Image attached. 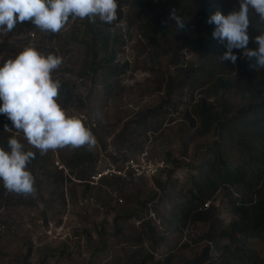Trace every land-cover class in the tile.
I'll list each match as a JSON object with an SVG mask.
<instances>
[{
    "label": "rangeland",
    "instance_id": "obj_1",
    "mask_svg": "<svg viewBox=\"0 0 264 264\" xmlns=\"http://www.w3.org/2000/svg\"><path fill=\"white\" fill-rule=\"evenodd\" d=\"M127 1L126 14H117V20L111 25L98 19L96 23L70 19L56 34L42 32L32 24L7 34L0 31V66L14 59L25 47L63 59L51 75L72 96L65 100V95L59 93L57 102L68 116L84 117V125L96 138L90 150L87 146L75 150L66 147L41 156L22 133L0 128V148L9 151L7 142L15 137L25 151L35 153L28 170L35 177L36 188L33 195H18L8 192L0 182V264H188L201 254L207 243L202 239L207 223H186L175 231L172 223L162 222L177 216L175 206L186 195L183 187L188 186L187 172L193 166L180 167L186 165V160L191 162L200 157L214 141L212 132L196 135L187 126L184 111L199 97H207L213 111H220L221 104L226 103L233 112L242 101L230 89L217 87L213 80L198 90L173 88L167 95L168 78L174 84L185 80L184 73L171 67L172 55H178L182 49V31L174 21H169L170 11H164L161 25L157 27L152 13L145 9L134 16L140 9L134 0ZM219 1L227 15L239 9L234 0ZM162 3L165 2L154 4ZM184 3L190 9L193 7L192 0ZM253 11L250 8L249 15ZM188 22L186 35L193 38L197 28L193 21ZM96 27L105 29L106 37L105 48L101 47L97 56L107 55L111 64L124 66L123 74L111 79L109 87L102 84L98 74L87 72L93 44L90 33ZM185 54L190 55L188 58L194 60V65L200 63L194 55ZM220 75L231 80L234 71L224 69ZM187 77L207 81L199 73H189ZM107 90L109 95L105 93ZM154 108L165 110L158 119L147 118L150 123L161 121L157 132H146L134 124L139 116ZM116 135H120L118 140L114 138ZM140 149L146 150L151 159H180L182 165L170 177L176 183L169 181L159 191L154 181L146 178H120L117 183L106 178L94 184L86 182L91 162L101 167L105 158L115 162ZM76 155L86 163L75 161ZM229 158L236 162L239 156L230 152ZM60 175L68 181L60 184ZM79 175L84 181L78 180ZM164 178L159 176L160 181ZM155 194L160 197L153 215L149 210L152 211L150 201ZM236 194L241 196L240 192ZM223 202L227 199L221 190L215 196L210 219L219 221L220 227L226 230L234 218ZM147 221L154 228L153 234L145 224ZM240 239L235 244L216 236V244L211 243L209 250L211 261L264 264V232L257 237ZM239 244L243 253L234 251Z\"/></svg>",
    "mask_w": 264,
    "mask_h": 264
},
{
    "label": "trees",
    "instance_id": "obj_2",
    "mask_svg": "<svg viewBox=\"0 0 264 264\" xmlns=\"http://www.w3.org/2000/svg\"><path fill=\"white\" fill-rule=\"evenodd\" d=\"M134 1L140 9L134 16L147 9L149 13L154 15L155 18L153 20L157 27L161 25L160 22L164 11H170L173 8H176L177 15L186 20L185 28L181 30L182 49L178 55L173 54L171 57V67L176 68L180 73H184L185 80L174 84L168 78L165 85L167 95L173 88L183 89L189 87L191 90H198L213 80L216 82L217 87L230 89L242 101L241 105L231 112L226 103L221 104L220 111H213L212 106L207 101V97L196 99L192 106L185 109L183 117L187 126L193 129L196 135L204 136L212 132L214 141L202 152L200 157L191 162L186 160V165L183 164L184 166H181L180 159L165 158L164 160L172 165V169L152 178L157 189L162 191L165 183L169 181H172V184L176 183V181L170 179L175 168L181 166L180 168L186 169V167L190 168L193 166V169L187 172V174L189 173L188 186L183 187L186 195L183 201L175 206L177 216L174 218L168 217L162 222L166 225L172 223L175 231L181 230L186 223H195L197 221L207 223V232L202 235V239L207 243L201 254L188 264H228L226 262L215 263L209 257L211 243L213 245L216 244L214 240L216 236H221L229 242L237 244L241 242V237H257L264 232V69L251 68L249 63L253 62L248 61L241 50L235 49L233 52L238 57L235 64L229 61L221 62L220 57L226 51V41L220 43L213 39L212 32L216 26L206 23V20L216 11L225 16L227 15V11L220 6L219 0H192L193 7L191 9L190 5H185L184 0ZM127 2V0H122L121 4H124L125 8L124 12L119 14H126ZM156 2L165 3L157 6V4H154ZM239 4L240 0H234L236 8H239ZM249 20L248 34L250 43L248 47L255 49L257 45L254 38L264 33V24L259 22V17L254 11L249 15ZM188 21H193L197 28V34L193 38L186 35ZM30 26V22L19 23L13 30H21V27L27 29ZM103 33H105V29L101 27H96L90 33L93 44L87 72L92 75L98 74L102 84L109 87L108 83L111 79L123 74L124 66L111 64L107 55L97 56V51L101 50V47L105 48L103 41L106 37ZM95 44H98L100 48H96ZM2 46H5L4 42ZM185 52L194 55V58L200 63L194 65V60L192 61L188 58L190 55H186ZM111 54L112 52L109 55ZM241 54L242 57L239 59ZM224 69H229V72L234 71V76L231 80L221 77L220 73ZM189 73L203 74L207 81H200L197 78L189 79L187 77ZM188 80L190 81L188 82ZM187 83L188 85H186ZM59 93L65 95V100L72 96L69 92L64 91L62 87H60ZM105 93L109 95L110 91L107 90ZM163 113H165V110L160 108L150 109L139 116V119L134 124L143 128L146 132H157L161 121L157 124L150 123L147 118L155 120ZM5 125L15 131L11 121L5 115L0 114V128L5 129ZM127 136H129V133ZM119 137L120 135H116L114 138L118 140ZM230 152L238 154L239 159L236 162L230 161ZM75 157V161L78 163H86L81 156L76 155ZM91 163V170L87 177L101 169L94 162ZM162 175L165 177L164 181L159 179V176ZM118 179L120 178L107 179V181L117 183L119 182ZM64 180L68 181L66 177L63 178L60 175L59 183H63ZM78 180L84 181V177L79 175ZM221 190L227 199V202L222 204L227 205L229 212L234 218L229 222L226 230L220 227L219 221L212 222L210 219L214 208L215 196ZM237 192L241 193L240 197L236 194ZM154 196L150 201L152 211L149 210V213L153 215L156 212L155 204L158 202L157 198L160 195L157 196L155 194ZM205 202H209L206 208L203 207ZM145 224L151 234H153L154 228L149 226L150 222L147 221ZM234 251L237 253L244 252L241 244L235 246ZM128 256L129 258L132 257V253L128 254Z\"/></svg>",
    "mask_w": 264,
    "mask_h": 264
},
{
    "label": "clouds",
    "instance_id": "obj_3",
    "mask_svg": "<svg viewBox=\"0 0 264 264\" xmlns=\"http://www.w3.org/2000/svg\"><path fill=\"white\" fill-rule=\"evenodd\" d=\"M250 8L264 24V0H240L238 10L226 16L216 11L206 23L216 26L213 39L226 41V51L220 57L222 63H236L235 49L253 62L249 63L251 68L264 69V33L254 38L255 49L248 47ZM117 10V0H0V31L7 34L18 23L30 22L42 32L56 34L70 19H87L90 23L98 19L111 25L120 13ZM168 19L175 22L179 31L185 28L186 20L177 15L176 8L170 10ZM62 63L59 56H45L34 47H25L0 66V114L41 156L66 147L75 150L87 146L90 150L96 144L91 130L79 118L68 116L57 102L61 85L51 74ZM5 130L11 131L7 125ZM7 143L9 151L0 148V182L8 192L35 194V177L28 170L35 153L25 151L15 137Z\"/></svg>",
    "mask_w": 264,
    "mask_h": 264
},
{
    "label": "built area",
    "instance_id": "obj_4",
    "mask_svg": "<svg viewBox=\"0 0 264 264\" xmlns=\"http://www.w3.org/2000/svg\"><path fill=\"white\" fill-rule=\"evenodd\" d=\"M118 3V12H124L125 5L121 4L120 0H117ZM31 37L32 34H29ZM242 57V54L239 56V59ZM82 122H85V118L79 116ZM111 156L115 157V152L111 151ZM105 163L101 166L97 172H94L88 176L86 181L88 184H94L99 182L101 179H112V178H121V179H138L146 178L152 179L158 174H163L164 172L171 170L172 165L160 159H151L146 150L140 149L130 157L120 158L115 162H110L105 158ZM209 202H205L203 207L206 208Z\"/></svg>",
    "mask_w": 264,
    "mask_h": 264
}]
</instances>
